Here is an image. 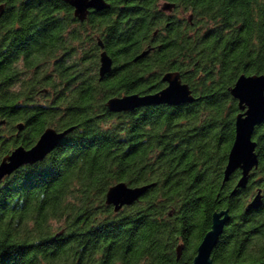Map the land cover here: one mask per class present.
Instances as JSON below:
<instances>
[{"label": "trees", "instance_id": "obj_1", "mask_svg": "<svg viewBox=\"0 0 264 264\" xmlns=\"http://www.w3.org/2000/svg\"><path fill=\"white\" fill-rule=\"evenodd\" d=\"M106 2L81 22L65 0H0V163L47 128H72L0 182V264H193L225 210L213 263L264 264V122L246 188L240 169L224 181L240 113L230 90L264 75V0ZM168 72L194 102L109 110L113 97L161 91ZM121 182L150 187L116 211L106 194Z\"/></svg>", "mask_w": 264, "mask_h": 264}, {"label": "water", "instance_id": "obj_2", "mask_svg": "<svg viewBox=\"0 0 264 264\" xmlns=\"http://www.w3.org/2000/svg\"><path fill=\"white\" fill-rule=\"evenodd\" d=\"M73 9L75 17L83 22L87 19L91 10L101 11L109 8L106 0H65ZM175 4L165 1L161 9L165 12L172 11ZM161 10V11H162ZM4 5L0 6V18L4 14ZM99 46L102 49L100 54V75L104 77L113 67V60L105 51L103 43ZM148 51L143 52L137 59L145 56ZM136 59V60H137ZM167 86L154 94H130L122 97H113L107 102L112 112H131L138 108L150 105H180L192 103L195 97L188 84L183 83L181 75L177 72H168L163 77ZM231 95L238 100L240 113L236 117V136L229 153L228 163L225 170L224 181L238 169L242 176L238 181L237 188H245L253 169L258 167L259 158L256 153L257 142L253 139L255 128L264 122V75H241L234 87L230 90ZM19 130H23L20 124ZM72 131V128L57 131L54 128H47L36 144L31 148L24 146L17 147L9 155L5 156L0 163V182L12 175L25 165L35 164L44 160L47 155L54 151L63 139ZM150 185L131 187L125 182L112 186L106 194V203L113 205L116 211L124 206L133 205L145 195ZM262 201L261 190L248 205V210L257 207ZM230 220L229 211H221L214 214L212 228L204 236L197 249V255L193 264H214L211 257L224 228ZM181 254V247L178 248V255ZM256 264V263H246ZM258 264V263H257Z\"/></svg>", "mask_w": 264, "mask_h": 264}, {"label": "flooded vegetation", "instance_id": "obj_3", "mask_svg": "<svg viewBox=\"0 0 264 264\" xmlns=\"http://www.w3.org/2000/svg\"><path fill=\"white\" fill-rule=\"evenodd\" d=\"M173 12L175 11V7L173 8V10H172ZM166 14V13H165ZM173 14V13H172ZM255 133V132H254ZM257 134V133H256ZM256 134H254L253 135V139L257 142V144H258V141H257V139H256ZM257 147H258V145H257ZM242 173V172H241ZM249 183V182H248ZM237 184H238V182H237ZM237 184H236V187H237ZM248 185V184H247ZM246 188V187H245ZM245 188H237V189H245ZM236 189V190H237ZM260 191V190H259ZM236 193V192H235ZM262 193V192H261Z\"/></svg>", "mask_w": 264, "mask_h": 264}, {"label": "rangeland", "instance_id": "obj_4", "mask_svg": "<svg viewBox=\"0 0 264 264\" xmlns=\"http://www.w3.org/2000/svg\"><path fill=\"white\" fill-rule=\"evenodd\" d=\"M164 2H165V1H164ZM164 2L161 1L160 5H159L160 10H162V9H161V5H162ZM162 11H163V10H162ZM163 12L166 13V14H172V13H174L173 11H168V12L163 11Z\"/></svg>", "mask_w": 264, "mask_h": 264}]
</instances>
